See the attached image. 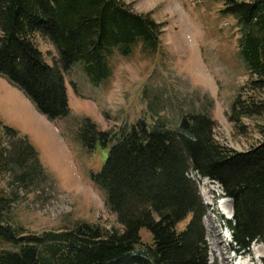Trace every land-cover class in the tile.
<instances>
[{"label": "trees", "instance_id": "16d2710c", "mask_svg": "<svg viewBox=\"0 0 264 264\" xmlns=\"http://www.w3.org/2000/svg\"><path fill=\"white\" fill-rule=\"evenodd\" d=\"M222 13L239 28L238 48L249 73L229 120L236 127L244 119L261 121L263 142L247 152L225 148L215 139V120L203 113L186 116L177 129L141 118L115 135L97 132L87 121L86 150L111 148L103 169L91 177L123 231L82 222L28 234L15 223L13 200L0 196V264H211L208 207L188 177L193 170L221 185L233 201L229 224L236 247L245 252L264 244V0H225ZM165 28L119 0H0V77L59 123L70 115L66 76L74 68L81 66L90 84L100 87L112 77L115 57L128 58L139 45L158 50ZM38 38L56 48L52 64ZM0 128L12 142V149H0V171L25 182L43 175L29 141L1 121Z\"/></svg>", "mask_w": 264, "mask_h": 264}, {"label": "rangeland", "instance_id": "374dc122", "mask_svg": "<svg viewBox=\"0 0 264 264\" xmlns=\"http://www.w3.org/2000/svg\"><path fill=\"white\" fill-rule=\"evenodd\" d=\"M119 1L166 24L162 44L155 51L139 45L132 56L115 57L112 77L100 87L90 84L81 66L74 68L66 76L68 118L50 122L18 88L0 77V121L29 141L44 169L43 175L29 182L18 179L17 173L0 171V196L13 200L15 223L28 234L59 232L82 222L123 231L107 194L91 177L103 169L111 148L86 150L82 139L88 134L87 121L97 132L115 135L141 118L177 129L186 116L203 113L215 120V139L225 148L247 152L263 142L256 124L261 121L244 119L236 127L229 120L249 73L238 48L239 28L232 17L222 13L225 0ZM37 43L52 64L58 58L56 48L43 38ZM0 149H12L2 128ZM189 178L198 184L208 207L204 224L211 264H225L224 259L239 264L234 259L237 247L230 242L234 240L230 221L219 212V203L226 201L233 208V201L224 197L218 183L201 178L196 171ZM212 209L216 210L215 221L209 214ZM216 235L222 243L219 248ZM144 238L150 239L146 233ZM245 255L264 258V244H254Z\"/></svg>", "mask_w": 264, "mask_h": 264}, {"label": "bare ground", "instance_id": "6f19581e", "mask_svg": "<svg viewBox=\"0 0 264 264\" xmlns=\"http://www.w3.org/2000/svg\"><path fill=\"white\" fill-rule=\"evenodd\" d=\"M221 186V185H220ZM215 190V189H214ZM222 190H223V188H222ZM215 192V191H214ZM223 194H224V197L225 198H227L226 196H225V193H224V190H223ZM227 199H229V198H227ZM231 199H229V201H230ZM232 201V200H231ZM219 206H220V209H219V212H220V214L221 215H223L226 219H227V221L229 222V221H231V220H233V213H234V209L232 208V206H230V207H228V205H227V202L225 201V202H221V203H219ZM216 210L215 209H212V211L209 213L211 216H212V218L214 219H216V217H214V215H213V213L215 212ZM209 217V216H208ZM211 218V217H210ZM215 219H214V221H215ZM210 221V220H209ZM209 223V222H208ZM207 223V224H208ZM213 225H214V223H213V220L212 221H210V225H209V227L210 228H213ZM215 245L217 246V248H219V247H221L222 246V243H221V240H219V238H218V235H216V241H215ZM247 258H249V260H244V259H242L240 262H239V264H258L257 262H256V260L258 261H260V263H262L263 264V261L262 260H260V259H262L263 258V256H259V257H257V258H255V259H252V257L249 255V257H247ZM264 259V258H263ZM224 263L225 264H229V262L227 261V259H224Z\"/></svg>", "mask_w": 264, "mask_h": 264}, {"label": "built area", "instance_id": "2783aa9c", "mask_svg": "<svg viewBox=\"0 0 264 264\" xmlns=\"http://www.w3.org/2000/svg\"><path fill=\"white\" fill-rule=\"evenodd\" d=\"M188 177H189V174H188Z\"/></svg>", "mask_w": 264, "mask_h": 264}, {"label": "water", "instance_id": "95a60500", "mask_svg": "<svg viewBox=\"0 0 264 264\" xmlns=\"http://www.w3.org/2000/svg\"><path fill=\"white\" fill-rule=\"evenodd\" d=\"M233 215H234V213H233Z\"/></svg>", "mask_w": 264, "mask_h": 264}]
</instances>
